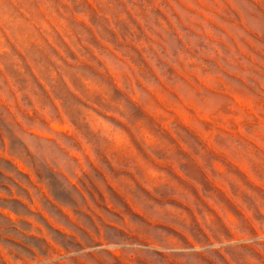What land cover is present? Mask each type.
I'll return each instance as SVG.
<instances>
[{
    "label": "rangeland",
    "instance_id": "1",
    "mask_svg": "<svg viewBox=\"0 0 264 264\" xmlns=\"http://www.w3.org/2000/svg\"><path fill=\"white\" fill-rule=\"evenodd\" d=\"M181 141L258 227H178ZM0 264H264V0H0Z\"/></svg>",
    "mask_w": 264,
    "mask_h": 264
},
{
    "label": "crops",
    "instance_id": "2",
    "mask_svg": "<svg viewBox=\"0 0 264 264\" xmlns=\"http://www.w3.org/2000/svg\"><path fill=\"white\" fill-rule=\"evenodd\" d=\"M179 143V147H181V149L178 152L179 157L177 158V161H168L166 163L170 165L168 167L170 171L176 173L180 183L184 185V187L180 188L178 191L177 197H172L187 208V212L185 211L187 214L183 219L182 215L180 213L178 214V227H210L215 221L213 225L215 228L220 227L225 229V231L230 229L231 236L234 234L233 228L239 225L238 222L240 225H244V227H258V224H256L252 214L250 215V213L245 212L244 210H231L229 213L226 210L224 213L217 211L214 217H206L202 215V211L200 209L201 204L212 202L203 194L202 190L200 189L202 179L214 181L216 184V178L221 177V174L233 172L234 170L239 173L242 171L251 172L253 168H251L249 165L244 166L240 163H236V165H234L227 162H216V153L215 151L211 150V148H214L215 146L212 145L211 141H198V144H203L201 147L205 148V150L200 151L189 150V145L183 143L182 141ZM113 159L115 161L114 164H116L117 159L114 157ZM230 159L233 160V157H230ZM130 160L131 166L128 169L132 170V165L136 162L137 156L130 158ZM132 160L134 161L132 162ZM135 170V172H138L137 169ZM225 197L223 196V198L228 201V197ZM129 202L130 204H133L134 199L130 198ZM223 236L226 235L224 234Z\"/></svg>",
    "mask_w": 264,
    "mask_h": 264
}]
</instances>
